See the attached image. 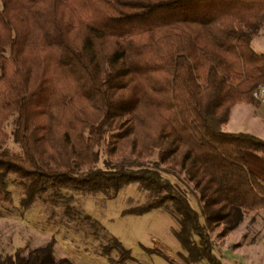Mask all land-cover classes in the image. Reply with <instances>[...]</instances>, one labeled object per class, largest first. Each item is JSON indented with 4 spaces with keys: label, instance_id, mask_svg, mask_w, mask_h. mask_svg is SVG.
<instances>
[{
    "label": "trees",
    "instance_id": "1",
    "mask_svg": "<svg viewBox=\"0 0 264 264\" xmlns=\"http://www.w3.org/2000/svg\"><path fill=\"white\" fill-rule=\"evenodd\" d=\"M263 27L264 0H0V200H12V176L24 209L51 189L114 198L139 182L153 195L124 214L171 206L187 261L223 264L211 232L225 237L264 208L245 157L264 156V138L225 130L235 106L259 105ZM13 117L20 152L7 145ZM103 148L130 161L103 167ZM156 153L193 183L201 211L145 164ZM54 246L18 247L0 264H77ZM115 249V263L132 258L116 238L102 253Z\"/></svg>",
    "mask_w": 264,
    "mask_h": 264
},
{
    "label": "rangeland",
    "instance_id": "2",
    "mask_svg": "<svg viewBox=\"0 0 264 264\" xmlns=\"http://www.w3.org/2000/svg\"><path fill=\"white\" fill-rule=\"evenodd\" d=\"M253 48L264 53V27L253 41ZM15 117L7 130L11 137L8 147L20 152L14 141ZM225 130L251 132L264 138V105L239 104L231 112ZM101 166L107 160L114 164H128L130 158L112 159L102 149ZM157 167L170 178L176 189L187 194L192 206L201 211L198 192L179 169L159 164L157 153L145 162ZM10 180L12 200H0V253H13L18 247L25 252L55 239L56 257H67L77 264H117L121 253L115 249L110 255L102 253L111 239H118L122 247L131 251L132 258L119 264H170L157 253L146 248H159L177 264H210L206 259L190 263L187 252L176 236L180 228L178 216L171 206L153 209L144 214H124V210L148 201L153 192L139 182L126 184L119 194L110 198L105 192H85L74 189L49 190L31 208L24 209L19 201L23 196L20 185ZM256 213L248 214L244 222L225 238L211 232L216 254L223 264H264V220ZM254 216V218H252ZM202 220L204 221L203 217Z\"/></svg>",
    "mask_w": 264,
    "mask_h": 264
},
{
    "label": "crops",
    "instance_id": "3",
    "mask_svg": "<svg viewBox=\"0 0 264 264\" xmlns=\"http://www.w3.org/2000/svg\"><path fill=\"white\" fill-rule=\"evenodd\" d=\"M245 157L247 159V163H248L249 168L255 174H257L259 177H261V179L264 181V156L261 153H259V152H255V151H252V150H246L245 151ZM258 214L261 215L263 220H264V208L259 210ZM225 237H222V238H225Z\"/></svg>",
    "mask_w": 264,
    "mask_h": 264
},
{
    "label": "built area",
    "instance_id": "4",
    "mask_svg": "<svg viewBox=\"0 0 264 264\" xmlns=\"http://www.w3.org/2000/svg\"><path fill=\"white\" fill-rule=\"evenodd\" d=\"M253 97L260 103L264 105V84L258 86L254 92Z\"/></svg>",
    "mask_w": 264,
    "mask_h": 264
}]
</instances>
